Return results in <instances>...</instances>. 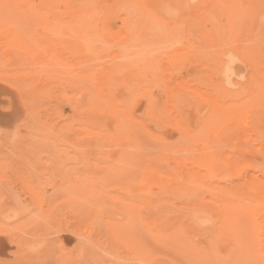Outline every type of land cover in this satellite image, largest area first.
I'll list each match as a JSON object with an SVG mask.
<instances>
[{
	"label": "rangeland",
	"instance_id": "obj_1",
	"mask_svg": "<svg viewBox=\"0 0 264 264\" xmlns=\"http://www.w3.org/2000/svg\"><path fill=\"white\" fill-rule=\"evenodd\" d=\"M48 1L50 3H56L55 0H0V264H203L202 261L205 262V259L201 260L202 254L204 257L205 255L211 257L209 258V256H206L208 258V260L206 259V264L211 261V263H213L215 260H217L215 264H217L218 261L221 263L223 259L226 261L221 264H248L249 261V264H253L251 263L253 261L254 264H258L257 254L258 256L260 255V257L264 254V246L262 251L259 248L260 245H264V243H261V241L264 240L262 239V237L264 238V234L260 233L264 232V228H262L264 226V175H262L264 173V119L261 121L259 120V114L264 117V53H262V51L264 52V39L262 38L264 35V0H249V3L248 0H239L241 8L238 7V0H232L235 7L232 3L228 4H231V8H234L235 10H230V6L225 4L227 2H224V0L219 1L224 3V5L221 3L220 5L214 3L218 2L217 0H212L214 3L213 5L212 3L210 4V0H188V2L187 0H117V3L116 0H97L99 1V7L103 9V12L104 9L108 8L105 10L109 12L108 15L110 18L108 20H111V18L114 20L112 22L110 21V23L113 24L109 25V28L112 31L114 29L112 36H117V38L114 37L113 40L112 36H105L106 39L103 35H99L101 38L103 37L104 40L106 39L103 44L109 46L111 52L106 51L103 54L104 56L98 54L102 57L100 58L102 59L101 61H99V56L95 55V63H102L106 60L110 61L109 59L112 58L114 54V49L112 50V48H114V46L111 48L110 45H114L120 38L117 32L124 31L121 26L122 19L127 21L131 19L135 22H139L141 20L143 21L145 16V20H148L151 17L152 19L156 18L154 19L155 21L151 20L148 24H158V21L160 20L161 22L162 20L163 22H161V24H165L164 26L168 29L166 30L164 27L162 28L169 32V35L171 33L174 35L177 34V36L173 35L174 38L172 41L174 43H178L176 40L180 41L181 37H183V33H185L183 37L184 40L183 38L181 39L183 42L180 41L181 43H184L180 45V47H184H181L182 49H180L177 44L171 47L172 45H169L171 38H167V40L169 39V42L167 41L168 48L165 46L166 51L169 50L168 52H170L171 48L172 50H175V52H167L168 55L166 54V51L164 52V47L163 50L159 47L161 44L164 46L166 40L163 41L164 44L162 41L159 43L160 45L157 43L160 50L157 49L159 52L156 56L161 57H155L154 59L156 60V58H158L156 61H159V59L161 60L156 64L154 63L156 61L153 60L154 62L151 63L149 71L152 72L151 70H153L152 76L154 75V78L155 75H157V78L153 79V81L158 80V82L155 81V83H159V85H157L160 86L157 87L160 88L159 90L156 89V84L154 85L151 83L153 81H151L152 76L150 73H148L150 77L147 76L148 79L151 80L148 81L146 80L147 78L140 75L141 72L142 74H146L148 68H144V72V69L131 68L121 71V74H118L117 72L115 74L113 70L112 75L111 73H108V75L107 72H111L112 70L111 68L110 71L108 69V61L105 62L107 70L104 71L101 70V68L98 70V67H92L91 63H88L87 66V62L84 60L87 59V57L85 58L84 54H82L83 51L80 48L81 42L84 40L82 39L83 34L81 30H79L81 29L79 28L81 26H79L80 24L77 22V26L75 25V22L70 23V26L68 23H65V25L60 23L61 29L58 28L60 27L58 26L57 29L60 30L56 32L53 37L59 36L62 40H60V44L54 42L55 46L51 44L50 38L52 33H49L51 30H48V23H51L54 17L60 16L58 15L60 11L62 12L61 14L63 17H66L68 16L67 14H69V16L66 17L69 18L70 13L68 12H72V9L75 7V2H72V4L70 0H65L64 2L63 0H57L58 3L56 4L59 6L58 9L61 10H58L55 7V10L59 11L58 14H56L57 11H50V8L47 5ZM163 1L164 3H162ZM229 1L230 0H228V2ZM68 2L70 4H68ZM132 2L135 5L131 4ZM208 2L209 4H207ZM252 2H254V4L250 5ZM158 3L160 5L159 8ZM192 3H197V5L194 4L193 6ZM255 3H258V5L256 4V10L254 8ZM100 4L104 6L101 7ZM128 4L133 7L138 6L140 9L138 7L131 9ZM166 4L169 5V7L171 4L173 6L171 5L170 9L167 8L168 6H166ZM189 4L192 7H190ZM126 5H128L127 7L132 11L126 10ZM210 5L217 7V10L216 8H214V10L216 12L218 11V13L220 12L219 14L217 13L220 17L217 18V15L215 14V16L213 14V12L215 13L214 10L211 9V12L209 9L211 7ZM226 5L227 9L224 8ZM161 6L163 7L161 8ZM188 6L189 9L192 10H188ZM198 6H200V9L194 10L198 9ZM244 6L252 9L247 10ZM65 7H67L68 11H66ZM123 7L126 12L123 10ZM143 7H145V14L142 10ZM242 7L244 10L246 9V12H242ZM157 8L159 10L161 8L162 12H165L162 13ZM166 8L167 10L170 9L171 13L173 11L174 15L168 14L170 10L166 13ZM179 8L181 11H179ZM239 8L241 11H239ZM117 9L120 10L116 13ZM121 9L122 12H120ZM175 9H177V12H175ZM236 9H239L237 10L239 11L238 13H243L242 19L246 22H242V19L238 18L240 22H242L241 24H244L243 26L236 24V18V20L231 18L233 14L230 12L234 11V15H238ZM208 10H210L209 13ZM225 10L227 12H225ZM111 11L113 12L114 17H112ZM127 11L129 12L128 14ZM187 11L188 14H185L187 19H184L185 16L184 14H181V12L187 13ZM130 13H133L135 16ZM139 13H141V15ZM245 13L248 16L244 15ZM252 13H256L255 15H259V17H256ZM117 14L119 15L116 17ZM129 14L130 17H128ZM148 14L153 15L154 17L149 15L150 18L147 19ZM179 14L180 18H183L177 19L179 18ZM199 14L202 17H200ZM241 14L238 15V17H241ZM250 14L251 22H253L252 18L254 19L252 15L256 17L254 24L247 21L250 20ZM138 15L140 18H138ZM175 15L176 17H174ZM243 15L245 17L247 16L248 19L246 20ZM101 17L103 18V16ZM105 17H107V14ZM196 17L198 18L197 21L201 22L200 24L195 21ZM134 18L137 20H134ZM200 18L203 19L204 24ZM228 19H230V21ZM185 20L187 21L186 23L184 22ZM99 21L100 20L98 19V22ZM133 21L132 23L129 21L130 24L135 23ZM196 22L198 24H195ZM229 22L233 23L229 24ZM103 23L104 22H102V24ZM176 23L179 24V26L176 25ZM172 24L178 26V29L175 31L177 33L172 32L173 30L171 33L168 31L171 29ZM191 24L194 25L191 26ZM205 24L207 27L204 26ZM220 24L226 25V28L230 30V33L229 31L223 32L226 28L223 27V25L220 26ZM234 24H236V28L234 27ZM100 25L101 22L96 26L97 28L95 27L92 35H87V39L93 35L96 37L95 33L99 31L96 30ZM166 25H168V27ZM173 25L172 27L175 28ZM201 25L205 30H209L207 32V38L209 37L208 40H202L206 33L205 31L204 33L200 31L203 29L201 28ZM218 25L223 31L219 29ZM230 25L233 28H231ZM114 26L116 28H114ZM189 27H191L192 30L188 31ZM73 29L78 31H73ZM102 29L103 28L100 29L98 34L104 31ZM64 30L65 32H63ZM164 30L159 31L164 32ZM231 30H233L234 33ZM115 31L116 33H114ZM192 31L195 33H202V35L199 34L201 39L198 35L200 41L197 39V34H192ZM70 32L72 36L70 35ZM189 32L193 35L191 38L196 35L194 39L190 40H194L197 43H192L190 40H187V38L189 39L190 37ZM221 32H223V34ZM242 33L244 36L241 37L243 38L240 37V34L242 35ZM78 34H80V36ZM228 34H230L229 37L231 38L232 43L235 38H238L241 42H239L240 47L236 49L237 52L234 50V46L231 47L232 44L229 43L228 38H226ZM235 35L238 36L235 37ZM245 36H247V38H245ZM79 37H81V39ZM210 37L213 40H211V43L214 42L219 49H222L225 44H228L227 46L230 44L229 48H226L229 51L228 53H230L231 49L233 50L228 54L225 49L226 46H224L225 50H219L212 44L209 45L211 49L214 48L218 50V54L216 53L217 55L212 54L216 52L215 50H211L212 53L210 54L215 57H211L210 55L212 58L211 64L214 63L215 60L216 62L217 60H222L218 62H222L220 63L221 65L217 63L221 69H219L216 63L213 64V66L216 64L218 67L216 68L217 70L214 71L215 73L217 71V75L211 71L212 69L214 70V67L216 66H212V69L208 67L210 66V64H207L209 57L206 56V58L203 59L205 60L204 64L201 66L198 65L199 60L201 63V59L205 57V53H209L208 51H210L208 49L205 53L202 51L204 53L203 55L199 48L203 45L202 41H204L203 46H207L210 43ZM250 37L258 50L255 49V45H253L254 43L252 41L251 43L253 44H250L251 46L248 44L250 41L247 42L248 45L244 44V46L242 44L251 40ZM74 38L77 39L74 40ZM111 38L113 44H108L109 42L107 40ZM92 39L95 38L92 37L90 40L88 39L89 42ZM79 40H81V42ZM238 40L234 42V44H238ZM77 41L80 45L76 43ZM189 41L190 44H195V46L198 47V52H201L200 55L195 50L196 47L194 45L189 47V44H186V42ZM198 41L202 43L200 44ZM206 41H209V43L207 44ZM224 41L228 43L224 44ZM258 41H260V43ZM72 42L76 44V48H72V46L74 47ZM180 42L179 44H181ZM217 42L220 44H217ZM93 43H95V41ZM205 43L207 45H205ZM63 44L66 46H63ZM56 45H59V48ZM248 46L249 50L246 49ZM62 47L64 48L60 49ZM243 47L248 50L247 52L252 50L249 52L250 55L246 53V50L243 49ZM190 48L194 49L190 50ZM206 48L209 47L207 46L205 49ZM239 48H242L245 51L244 52L241 49L244 52V55ZM238 50H240L239 52L243 55L241 58L252 57L253 55L259 63L262 61L261 63L263 64L260 63V65L258 63L259 65L256 64L257 66H253L256 59L254 58L253 61V58L251 59V57H249L248 59L251 61V64L248 63L247 65V60L244 62V59L247 58L241 60V58H239L240 56L238 57L237 55L240 54L238 53ZM63 51H65L66 54H64ZM181 51L182 53H180ZM220 51L223 53H220ZM253 51H255V53L257 52V54L253 53ZM258 51L262 55L258 54ZM70 53L73 54V57ZM107 53H110L108 54V57ZM160 53H163L162 55H165L166 57L164 58ZM245 53L249 56H246ZM76 54H80V57L77 58L78 56ZM68 55H70L69 58H67ZM195 55L197 58L194 57ZM231 55V58L234 57L233 55H236V58L234 57L236 60L239 58L240 65L239 63H236L234 59L232 60L235 62L232 63V60H230ZM219 56L222 57L220 58ZM70 57L72 59H70ZM191 57H194L196 61H193L194 58L192 59ZM223 57L228 58L232 63L227 64V70L225 63L226 59L224 61ZM76 59H78V61ZM79 59L84 61L79 62ZM61 61L63 63L65 62V65H62ZM78 62L81 63L78 65L81 68H84L81 66H84V63H86V69L87 67L90 68V66L91 68H88V71H85L86 73L81 72L82 70L80 71V68L76 65ZM161 62L165 63L163 64L164 66ZM67 63L70 66H68ZM166 63L168 64V67H166ZM205 64L208 65V68ZM156 65L157 67H155ZM71 66L73 68H71ZM169 66L171 69L173 68L172 70L176 68V72L179 70L182 75L179 72V75L174 72L176 75V79H174L175 75L170 72L172 70ZM160 67H166V71L165 69L162 70ZM202 67H205L207 70L202 69ZM154 68H156V71ZM157 68L158 70L161 69L159 70L160 72H158ZM228 68L229 70L232 69L234 74L236 73L234 75L235 77L231 76L230 71L228 72ZM184 69L188 71L186 72ZM208 69H210V71ZM254 69L255 71H253ZM138 70H141L138 72V75L145 78L144 80L141 78L144 83L143 85L142 83H139L141 82V79L137 75V77L134 76V74H137V72H134ZM248 70L250 72H248ZM97 71L99 72V75L97 74ZM154 71L155 73L158 72V74H155ZM207 71L210 74H208ZM91 72H93V74H91ZM103 72L106 74L104 75ZM226 72H228V74ZM88 73L89 75H84V79H87L88 81L86 85L84 82L86 80L79 77H81L82 74ZM162 73H164L166 77L170 74L171 75L166 78ZM185 73L187 74L184 75ZM222 73H224L228 80H225V77L222 78ZM252 73H255V75L257 73L258 75L253 76ZM107 75L110 78L107 77ZM177 75L179 76V80H184L186 84L181 83L178 80ZM183 75L185 77H183ZM188 75L189 77H187ZM213 75L217 77H214V79L212 77ZM220 75H222V77ZM229 75L230 77L228 78ZM102 76H104L105 79ZM163 76L165 79H163ZM192 76L195 77V79L191 78ZM196 77L199 79L198 84ZM202 77L205 78V81L203 80L204 78L201 79ZM241 77L243 78V81ZM91 78L92 84L89 83L91 82ZM100 78L103 79L104 83H110L109 80L111 78L114 81L117 80L115 82H112L111 80V86L108 84L107 88L113 86L112 89L109 87V96L106 93V90H99L103 84V81H99L101 84L97 82L98 79L101 80ZM132 78L136 79L133 80ZM137 78L140 79V81H138ZM248 78L251 79L248 80ZM256 78L258 81L260 79L259 82L261 85L258 84V81L254 82L256 81ZM216 79L221 81L219 82L220 85ZM121 80L122 86H119ZM165 80H170L171 82ZM211 80L213 83L212 85ZM224 80L229 81L231 87L229 82L226 83ZM262 80L263 82H261ZM81 81H83L84 84H82ZM178 81L181 84L178 83ZM128 82L130 87L133 86L132 88H128ZM145 82L149 85H145ZM214 82L217 84L218 89L220 88L223 91L220 89L217 90V86ZM194 83H196L197 86ZM204 83L207 84L208 88L203 85ZM255 83L259 86L255 87ZM98 84L100 85L99 88ZM168 84L170 85L169 87ZM123 87L125 90L127 89L128 91H131V94L129 92L130 96L126 95L127 90L124 92L122 89ZM176 87L180 88V91H178ZM195 87L197 88L195 89ZM210 87L212 90H210ZM254 87L255 89H252ZM237 88L242 89L239 94L236 92L238 90ZM164 89L165 91H163ZM225 89L227 92H224ZM111 90L116 91L112 94ZM174 90L176 91L175 93H179L176 94L177 96L175 95ZM231 90L234 91V94ZM184 91L190 92L185 95L186 93ZM192 91L194 92L193 94ZM228 91L233 95L231 96ZM103 92L106 94L105 99L101 95H105ZM180 92L182 93L183 98L180 97ZM220 92L222 93L219 94ZM97 93H99L98 97L100 96V99L96 98ZM143 93L145 94L142 95ZM162 93H165L166 96H162ZM227 93L228 95L225 96ZM172 94L175 95L174 97L177 100L172 97ZM110 95H112V98L114 99L110 100ZM178 95L180 98H178ZM207 95L213 96L207 98ZM229 95L230 97H228ZM107 96L108 100L106 99ZM150 96L151 98L154 97V100L152 99L153 102L151 101L153 105L151 102L149 104V101H147ZM92 97H94L95 100L97 99V102ZM124 97L127 99V101H123L124 103L133 101L132 103L129 102L131 103L129 106L133 105L131 106V109L129 106V108H127L128 103H126L125 106V104L121 102V100H126ZM155 97L160 99V101L157 100V103L154 104V101L156 100ZM163 98L164 100L162 102L161 99ZM114 100L117 101L115 102ZM118 101L121 102L123 107ZM221 101V105H224V107L219 105ZM213 102L215 107L212 106ZM174 104L176 106H174ZM233 104H236V109ZM149 105L151 106L149 107ZM208 105H211L216 109H220V107L217 108L218 106L223 107L221 110H223L224 116L222 115L223 113L220 114L219 110L217 111L214 109V111H212L213 108L211 106L208 107ZM172 106H179L181 109H175ZM117 107L119 109H116ZM124 108H127V110ZM111 109L113 111H111ZM121 109L124 110L121 112L122 114L124 113L122 116L124 117L125 115L124 118L127 116V118L129 117L130 119L126 118L127 120L123 121V117L118 113ZM128 109H130V111ZM253 109H255L257 113L259 111L261 113L257 114ZM107 110L113 112V114H110L111 112ZM177 110L178 113L175 114ZM224 110L226 113L231 110L227 113L228 117L230 116L231 118H227ZM216 111L219 112L221 118H219V115L217 117ZM231 112H234L236 115L238 114L237 117ZM102 113H104V115H102ZM140 113L141 116H139ZM215 115L218 119L215 118ZM249 115L252 116V119H249L251 118ZM132 116H134V118ZM165 116L166 119H164ZM246 116H249L248 120L246 119ZM142 117H146V119H142ZM175 117H177V119H175ZM253 117H257L254 118L255 120L259 117V124L257 122L258 125H256V121ZM150 118L152 119V125L149 120ZM216 120H220V122H217ZM252 120L254 121L252 122ZM130 121H133L132 125H130ZM121 122H123L125 126ZM126 122L128 124H126ZM120 125H123L124 127H121ZM157 126L160 129L158 128L156 130ZM224 126L228 127V130L225 129ZM139 127L141 128L139 129ZM225 131L226 133H224ZM217 132L221 135L216 134ZM187 133L189 135H187ZM252 134L254 135L252 136ZM151 135L158 138H154ZM257 142L258 144H256ZM247 143L249 145H247ZM248 146H252L253 149L251 147L247 149ZM251 160L255 165L256 163L258 166L261 164V167H258L257 165L254 166L251 163ZM259 161L263 163H259ZM250 163L253 165L251 166L252 169L251 167L248 168ZM243 167L248 168V170ZM256 167L259 168L258 171V168L256 169ZM185 171H187V173ZM190 171H193L192 174L193 176L195 175V177L191 178L192 183L190 182L186 184L185 176L187 177L186 181L188 182L190 181V179L187 180L188 176L192 177ZM252 171H255V173H251ZM251 175L255 180H252V178L250 180ZM108 178L110 179L108 180ZM257 178L258 180H256ZM130 186L131 189H129ZM259 204L261 206H258ZM251 206L253 210L251 209ZM257 206L262 208V210L257 208ZM240 208L243 210H240ZM223 209L226 210L224 212L225 214L220 213L221 210L223 213ZM244 210L246 214L243 213ZM247 211L250 212V215H248ZM251 211L253 213H251ZM226 212L228 213L227 215ZM241 212L244 214L243 217ZM253 214L254 218H256L257 215L256 219L252 217ZM221 215L222 217H220ZM228 215L230 216L229 218ZM235 215L239 216L238 219ZM224 216H226L225 218H227V220ZM239 218L241 219L239 220ZM245 219L251 221L254 219L257 221L252 223ZM226 222H232V225H228ZM248 224L250 226H248L249 229L246 226ZM251 225L255 228H257L255 225L259 226L257 229L254 228V230ZM243 226L245 228H243ZM226 228L228 230L227 232H225ZM242 228L244 231L241 230ZM249 230H251V232H249ZM253 230L256 233L258 231L260 232L256 235ZM242 231L245 232L246 241L244 240L245 242L243 241L242 243L239 242V246L234 247L233 245L237 244H234V242L237 241L233 238L234 236L239 237V233ZM232 232H234V234ZM247 232L249 234L251 233V235ZM170 233L173 236H170ZM244 234H240V236L242 235L243 237ZM254 234L256 237L259 236L256 238L257 240L261 238L258 244L256 242L257 240L253 241L255 238V236L253 237ZM164 235L166 236L164 237ZM247 235L248 238H253L251 244L256 242L254 243V246L250 244ZM152 238H154L153 240L156 239V241H153ZM248 245L250 247H248ZM182 246L184 251L187 247L189 249L188 252L184 253ZM242 246H244L243 249L245 251L241 249ZM255 246L256 250L253 249ZM233 247L240 249L241 253L237 249H235V253ZM257 247L262 255L259 251L256 252ZM230 250L233 252H230ZM250 251L251 253L255 252L256 255L253 254V256L256 257L252 256L255 260L252 259L248 262L245 261V263H242L244 262L243 258L244 260H248L249 254H251L249 253ZM242 252H246V254ZM227 253L230 257L234 256L236 261L230 257L229 258L234 260V262L229 260L228 257L225 259L224 257ZM232 253H235L236 255ZM241 254H244L245 257L244 255L241 256ZM210 259L212 260L209 261Z\"/></svg>",
	"mask_w": 264,
	"mask_h": 264
},
{
	"label": "bare ground",
	"instance_id": "obj_2",
	"mask_svg": "<svg viewBox=\"0 0 264 264\" xmlns=\"http://www.w3.org/2000/svg\"><path fill=\"white\" fill-rule=\"evenodd\" d=\"M50 1H51V0H50ZM64 1H65V0H63V2H64ZM70 1H71V3H72V2H75V3H74L75 7L72 9V12H68V13H70V17H69V18H66V17L69 16V14H67L68 16L63 17L62 14H61V13H62L61 11H60V13L58 14L59 11L55 10V7H56V9H58V7H59V6L56 4V3H58L57 0H55L56 3H50L49 1L47 2V5H48V7L50 8V11L53 12V11L55 10L54 12L57 11L56 14L60 15V16H56V15H55L56 17H54L53 21H52L51 23H48L49 26L47 25V26H48V30H49V31L51 30L49 33H52V34H51V38H50V42H51V44L54 45V42H56L57 44H60V42H61L60 40H62L61 37H59V36L53 37V35L61 29V25H60V23H61V24H64V25H65V23H66V24L68 23V25H69V24L72 23V22H75V23L77 22L78 24H80L79 26H81V27H79V28H81V29H79V30H81V32H82V34H83V35H82V39H84V40H83L82 42H81V40H79V41L81 42V47H80V48H81V50L83 51L82 54H84L85 58L87 57V59H84L85 62H87V66H88V63H91V66L94 67V68H95V67H96V68L98 67V70H99L100 68H101V70H103V71H104V70H107L106 63H105V62L108 61V60H106L105 62H102V63H98V62L95 63V59H94V57L96 58L95 55H97V56H99V55H100V56H104L103 54H104L106 51H107V52H111V51H110L111 49H109V46L106 45V46L108 47V49H107V47L105 46V44H103V43H105V40L107 39L105 36H109V37L112 36V32L114 31V29H113V31H112V30L109 28V27H110L109 25L113 24V23H110V21L112 22V21H114V20H112V18H111V20H108V19L110 18V16L108 15L109 12H108V11H105V10L108 9V8L104 9V12H103V9L99 7V5H98V4H99V1H97V0H70ZM124 1H125V0H124ZM211 1H212V0H210L209 2H210V4L212 3V5H213L214 3H218V5H220V3H221L222 5H224V3L219 2L220 0H217L218 2H214V3H213V1H212V2H211ZM214 1H215V0H214ZM225 1L227 2V3H225V4H227L228 6L231 5V4H228V3H232V5L235 7V5H234V3H233L234 0H233V1L230 0L231 2H230V1L228 2V0H224V2H225ZM235 1H236V0H235ZM251 1H252V0H251ZM59 2H61V1H59ZM100 2H101V1H100ZM106 2H107V1H106ZM130 2H131V1H130ZM159 2H160V1H159ZM187 2H188V0H187ZM190 2H191V1H190ZM202 2H203V1H202ZM206 2H207V1H206ZM209 2H208L207 4H209ZM239 2H240V1L238 0V2H237L238 5H239L238 7L241 8V6H240L241 4H240ZM254 2H255V1H254ZM254 2H252V4H250V5H253ZM116 3H117V0H116ZM116 3H115V4H116ZM127 3H129V2H127ZM138 3H139V2H138ZM153 3H154V2H153ZM162 3H164V1H163ZM203 3H204V2H203ZM235 3H236V2H235ZM248 3H249V0H248ZM68 4H70V3L68 2ZM72 4H73V3H72ZM103 4L106 6V4H105L104 2H103ZM108 4H109V3H108ZM113 4H114V3H113ZM123 4H124V2H123ZM131 4L135 5L133 2H132ZM160 4H161V3H160ZM192 4H193V6H194L195 3H192ZM256 4L258 5V3H255V6H254L255 10L257 9V8H256V6H257ZM100 5H101V4H100ZM104 5H101V7L104 6ZM116 5H117V4H116ZM128 5H129V8H131V9L134 8V7H138V6H134V7H133L132 5H131V6H132V7H131L130 4H128ZM128 5H126V7H127ZM137 5H139V4H137ZM162 5H163V4H162ZM171 5H172V4H171ZM171 5H170V7H171ZM187 5H188V4H187ZM189 5H190V4H189ZM195 5H197V3H196ZM205 5H206V3H205ZM205 5H204V6H205ZM212 5H210L211 7H210L209 9H210V10H211V9L214 10V8H216V10H217V7H218V6L215 4L217 7H215V6L213 7ZM227 5H226V7L224 6V8L227 9ZM260 5H261V4H260ZM121 6H122V5H121ZM139 6H141V5H139ZM159 6H160V5H159V3H158V8H159ZM166 6H168L167 8H170L169 5L166 4ZM166 6H164V7H166ZM172 6H173V5H172ZM202 6H203V4H202ZM71 7H73V6H71ZM112 7H113V6H112ZM112 7H111V8H112ZM116 7H117V6H116ZM162 7H163V6H161V8H162ZM190 7H192V6L190 5ZM219 7H220V6H219ZM231 7H232V6H230V8H231ZM245 7H246L247 10H248V9H252V8H247V6H244V8H245ZM249 7H250V6H249ZM252 7H253V6H252ZM65 8H66V11H68L67 7H65ZM98 8H99V9H98ZM104 8H105V7H104ZM114 8H115V7H114ZM121 8H122V7H121ZM129 8L127 7L126 10L130 11L131 9H129ZM138 8L140 9V7H138ZM141 8H142V7H141ZM144 8H145V7H143L142 10L144 11V14H145V10H144ZM158 8H157V9H158ZM161 8H160V10H159V9H158V10L162 12V9H161ZM167 8H166V13H168V12H169L168 10L171 9V8H170V9L167 10ZM172 8H173V7H172ZM202 8H203V7H202ZM206 8H207V7H206ZM222 8H223V7H222ZM240 8H239V9H240ZM100 9H101V10H100ZM164 9H165V8H164ZM179 9H180V8H179ZM182 9H183V8H182ZM199 9H200V6H198V9H194V10H199ZM239 9H236V11L239 10ZM242 9H243V7H242ZM246 9H245V10L243 9L242 12H243V11L246 12ZM258 9H259V8H258ZM58 10H61V9H58ZM109 10H110V9H109ZM113 10H114V9H113ZM113 10H112V11H113ZM119 10H120V9H119ZM119 10L117 9V10H116V13H117V11H119ZM123 10L125 11L124 7H123ZM135 10H136V9H135ZM173 10H174V8H173ZM188 10H192V9H189V6H188ZM205 10H206V9H205ZM210 10H208V13H209ZM212 10H211V12H212ZM221 10H222V9H221ZM230 10H235V9H234V8H231ZM255 10H254V11H255ZM66 11H65V12H66ZM112 11H111V13H112V17H114ZM128 11H127V14L129 13ZM131 11H132V10H131ZM133 11H134V10H133ZM136 11H137V10H136ZM163 11H164V10H163ZM179 11H181V9H180ZM182 11H183V10H182ZM185 11H186V10H185ZM214 11H215V10H214ZM239 11H241V9H240ZM239 11H237L236 13H238ZM251 11H253V10H251ZM65 12H64V14H65ZM120 12H122V9H121ZM125 12H126V11H125ZM125 12H124V14H125ZM164 12H165V11H164ZM164 12H162V13H164ZM175 12H177V9H175ZM189 12H190V11H189ZM196 12H197V11H196ZM199 12H200V11H199ZM202 12H203V11H202ZM222 12H223V10H222ZM225 12H227V11L225 10ZM228 12H229V11H228ZM233 12H234V11H233ZM233 12H230V13H232V14L234 15L235 12H234V13H233ZM247 12H248V11H247ZM142 13H143V12H142ZM191 13H192V12H191ZM197 13H198V12H197ZM217 13H218V11H217V12L215 11V13L213 12L214 15H215V14L217 15ZM219 13H220V12H219ZM219 13H218V14H219ZM223 13H224V12H223ZM250 13H251V12H250ZM98 14H99V17H98ZM106 14H107V17H105ZM130 14L134 15L133 13H130ZM130 14H129L128 17H130ZM139 14L141 15V13H139ZM144 14H142V15H144ZM168 14H172V15H174V12L172 11V13H171V10H170V12H169ZM168 14H167V15H168ZM181 14H184V16L186 17L185 14H188V11H187V13H186V12H184V13L181 12ZM226 14H228V13H226ZM240 14H241V13H238V15H240ZM242 14H243V13H242ZM242 14H241V17H240V16L238 17V15H236V14L234 15V17H233V15H232V17H231V18L234 19V20L237 19V22H236V21H234V22H236V24H240V26H241V25L243 26L244 24H241V23H242L243 21H245V20L242 19ZM252 14H253V13H252ZM255 14H256V13H255ZM255 14H253V15H255ZM118 15H119V14H117L116 17H117ZM121 15H122V13H121ZM136 15H137V13H136ZM146 15H147V14H146ZM149 15H150V14H148L147 19L150 18V16H153V15H150V16H149ZM172 15H171V16H172ZM176 15H177V14H176ZM176 15H175L174 17H176ZM216 15H215V16H216ZM222 15H223V14H222ZM230 15H231V14H230ZM244 15H247V14L245 13ZM244 15H243V16H244ZM253 15H252V17H254V19L252 18L253 22H251V14H250V17H249L250 20H247V19H248V17H247L248 15L246 16L247 18H246L245 16H244V18H245L247 21H249L251 24H254L255 21H256L255 18H256V17H259V15H257V16L255 15L256 17L253 16ZM101 16H103V18H102ZM134 16H135V15H134ZM168 16H169V15H168ZM171 16H170V17H171ZM182 16H183V15H182ZM197 16H198V15H197ZM199 16H200V14H199ZM199 16H198V17H199ZM235 16H237V17H235ZM145 17H146V16H145ZM145 17H144L143 21H142L141 19H139V20H141V21L138 20L139 22H135V21H133V20H131V19L129 18V19H130L129 21H130L131 23H132V21L135 22V23H133V24H130V22L127 21V20H125V19H122V20H121V21H122L121 26H122V28H123L124 31H122V32H117V33L119 34V37H120V38H119L117 41L115 40L116 43L114 42V43H115L114 45H110L111 48H112V46H114V48H112V50L114 49V52H113L114 54H113L112 58L110 57L111 59L107 58V59L110 60V61L107 62V63H108L107 65H109L108 69H109V71H110V68L112 69L111 72H107V74H108V73H111V75H112L113 70H114L115 74H116V72H117L118 74H121V71H123V70H127V69H131V68H135V69H136V68H137V69H144V68L147 69V68H148V69H147L148 72H147L146 74H144V73L142 74V72H141L140 75H142L143 77L147 78V79H146L147 81H148V80H151V79H148V76L150 77V75H149L148 73H150L151 76H152V74H153V73H152L153 70H151L152 72L149 71V69L151 68L150 65H151L152 62H154L153 60H155V59H154L155 57H161V56H156L157 53H158L159 50H160L159 47H161L162 50L165 48V46H166V48H168V47H167V43L169 42V39L167 40V38H171L170 41L173 42L172 39L174 38V37H173L174 34L171 33V31L173 30L172 32H175V31L178 29V26H179L180 23H179V22H178L179 24L176 23V25H178V26H176V25H173L174 23H173V21H172V23H173L172 25L175 26V28H173L172 25H171V29L168 30V31H170V33H171V34L169 35V34H168L169 32L165 31V30L162 28V27H164L166 30L168 29V28H166V27L164 26L165 24H161V22H163L162 20H161V22H160V20H159V21L157 20L159 23H158V22H153V23H158V24H148L149 22H151V20L155 21L154 19H156V18L152 19V17H151L150 19L145 20ZM153 17H154V16H153ZM185 17H184V19H187V17H186V18H185ZM200 17H202V16H200ZM218 17H220V16L217 15V18H218ZM105 18H106V19H105ZM124 18H125V17H124ZM136 18H137V16H136ZM136 18H134V20H135ZM138 18H140L139 15H138ZM181 18H183V17H181ZM181 18H180V14H179V18H177V19H181ZM214 18H216V17H214ZM228 18H229V17H228ZM235 18H236V19H235ZM238 18H241V19H242V22H240V20H239ZM98 19L100 20L99 22H98ZM113 19H114V18H113ZM115 19H116V18H115ZM126 19H127V17H126ZM173 19H174V18H173ZM201 19H202V18H200V20H201ZM211 19H213V18H211ZM220 19H221V18H220ZM220 19H219V22H220ZM257 19H258V18H257ZM117 20H119V19H117ZM136 20H137V19H136ZM197 20H198V18L196 17V20H195V21H197ZM213 20H215V19H213ZM217 20H218V19H217ZM225 20H226V19H225ZM228 20L230 21V19H228ZM146 21H147V22H146ZM177 21H178V20H177ZM180 21H181V20H180ZM188 21H189V19H188ZM201 21H202L203 24H204L203 19H202ZM205 21H206V20H205ZM221 21H222V20H221ZM238 21H239V23H238ZM100 22H101V25H100V27L98 26V29H97L96 31H98V30L100 31L101 28H103L102 30H104V31L102 32V30H101L102 33H100V34H98V33H99V31H98L97 33H95V34H96V35H95L96 37H94V35H93V36H90V38H88L89 40H90L92 37L95 38V39H92L93 42L95 41V43H93L92 40L89 42V40L87 39V37H88L87 35H92V32L95 30V27H96ZM102 22H104V23L102 24ZM115 22H116V20H115ZM128 22H129V24H128ZM174 22H176V21H174ZM184 22L186 23L187 21L185 20ZM197 22H199V24L201 23L200 21H197ZM197 22H196L195 24H198ZM245 22H246V21H245ZM77 23L75 24L76 26H77ZM167 23H170V22H167ZM167 23H166V24H167ZM226 23H227V22H226ZM226 23H224V24H226ZM230 23H233V22H229V24H230ZM93 24H94V25H93ZM203 24H202V25H203ZM206 24H207V23H206ZM206 24L204 25L205 27H207ZM217 24H219V23H217ZM224 24H220V26L223 25V27L226 28V25H224ZM236 24H234V27L236 26ZM130 25H132V26H130ZM157 25H160V26H157ZM192 25H194V24H191V26H192ZM202 25H201V28H203ZM58 26H60V27H58ZM69 26H70V25H69ZM101 26H103V27H101ZM166 26L168 27V25H166ZM209 26H210V25H209ZM227 26H228V24H227ZM230 26H231V25H230ZM230 26H229V28H230ZM237 26H238V25H237ZM240 26H239V27H240ZM49 27H50V28H49ZM57 27L60 28V29L58 30ZM117 27H118V26H117ZM193 27H194V26H193ZM218 27H219V25H218ZM239 27H238V28H239ZM96 28H97V27H96ZM99 28H100V29H99ZM114 28H116V27L114 26ZM120 28H121V27H120ZM156 28H158L159 30H164V32H161V31H159V30L156 29ZM185 28H186V27H185ZM189 28H190V29H189ZM189 28H188V31L192 30L191 27H189ZM201 28H199V29H201ZM225 28H223V29H225ZM231 28H233V27L231 26ZM231 28H230V29H231ZM235 28H236V27H235ZM68 29H69V28H68ZM74 29H75V27H74ZM74 29H73V31H78V30H74ZM77 29H78V28H77ZM219 29H220V27H219ZM193 30H194V29H193ZM202 30H203V31H202ZM202 30H200V31L203 32V33H204V31H205L206 34H207V32L209 31L208 29L205 30L204 28H203ZM220 30H221V29H220ZM233 30H236V29H233ZM233 30H231V31L233 32ZM96 31H95V32H96ZM118 31H119V29H118ZM158 31H159V32H158ZM198 31H199V30H198ZM221 31H223V30H221ZM225 31H229V33H230V30H228L227 28H226V30H224L223 32H225ZM63 32H65V30H64ZM63 32H62V33H63ZM66 32H67V30H66ZM157 32H158V33H157ZM196 32H197V31H196ZM201 32H200V33H199V32L195 33L194 31H192V34H193V33L197 34V39L200 41V39H201V36H200V35H202ZM210 32H211V31H210ZM210 32H209V33H210ZM223 32H221V33L223 34ZM72 33H73V32H72ZM114 33H116V31H115ZM114 33H113V34H114ZM175 33H177V32H175ZM233 33H234V32H233ZM244 33H245V32H244ZM64 34H66V33H64ZM67 34H68V33H67ZM97 34H98V35H97ZM190 34H191V32H189V36H190V37H189V39L187 38V40L194 39V37H196V35L194 34L195 36L191 38V36H193V35H192V34L190 35ZM199 34H200V35H199ZM206 34H204L206 37L203 35L205 38L202 36V37H203L202 40H206V39L208 40L209 37L207 38L208 34H207V35H206ZM212 34H213V33H212ZM212 34H211V35H212ZM231 34H232V33H231ZM70 35H71V32H70ZM78 35L80 36V34H78ZM99 35H100V36L103 35L104 38H106V39L104 40L103 37H102V38H103V39H102ZM116 35H117V34H116ZM184 35H185V33H183V37H184ZM198 35H199L200 39H199ZM261 35H262V34H261ZM71 36H72V35H71ZM169 36H170V37H169ZM171 36H172V37H171ZM174 36H177V34H175ZM227 36H228V37H227ZM227 36H226V38H228L229 43L232 44L231 47L234 46V50L238 49V47H240V46H239V42H240V41L238 40V38H235V40H234V38H233L234 42H236V41L238 40V44L236 43V44H237V45H236V44H234V42L232 43V40H231V38L229 37L230 34H228ZM236 36H238V35H235V37H236ZM241 36H244L243 33H242V35L240 34V37H241ZM247 36H248V34H247ZM247 36H245V38H247ZM263 36H264V35H263ZM263 36H262V38L264 39ZM75 37H76V36H75ZM112 37H113V36H112ZM114 37L117 38V36H114ZM114 37H113V40H114ZM183 37H181V39H182ZM233 37H234V36H233ZM248 37H249V36H248ZM64 38H65V37H64ZM79 38L81 39V37H79ZM220 38H221V37H220ZM241 38H243V37H241ZM262 38H261V39H262ZM75 39H77V38H74V40H75ZM178 39H179V37H178ZM181 39H180V41H181ZM197 39H195V40H197ZM222 39H224V38H222ZM236 39H237V40H236ZM250 39H251V37H250ZM259 39H260V37H259ZM263 39H262V40H263ZM74 40H72V41H74ZM102 40H103V41H102ZM165 40H166V42H165L166 44L163 43V41H165ZM183 40H184V38H183ZM187 40H185V41H187ZM211 40H212V38L210 37V40H209L210 43H209V41H208V42L206 41L207 44L209 43L208 45L205 43V45H207V46L209 47V48H206V49H205V47H207V46H203V45H204V41H202L203 43L201 42V43L203 44V45H201L203 48H202V47H201L202 49L199 48V49L201 50V52L203 51V52L205 53V52L208 51V50H210V51H208L209 53L206 52L205 55H204V53L202 52L203 55H204L205 57H203V58L201 59V61H202L201 63H200V60H199V63L197 62L198 65H200V66H201L202 64L205 63V60H203V59H205L206 56L209 57V58H208L209 61L207 62V64H208V65L210 64V66H208V65L205 64L206 67L208 66V67L211 68V67L213 66L214 63L217 64V63L221 60V59H220L219 61L217 60V62H216V60H215V62L211 64V59H212L211 57L213 56L212 54L217 55V54H218V53H217L218 50H217V49H214V48L211 49V47H210L209 45L212 44L213 46H215V48L217 47V48L219 49V47L216 46V45L214 44V42L211 43ZM228 40H227V41H228ZM243 40H244V39H243ZM262 40H260V41H262ZM107 41L109 42L108 44H113V43L111 42V41H112V38L109 39V40H107ZM107 41H106V42H107ZM161 41H162V43L164 44V46H163L162 44H161V45L159 44V43H161ZM167 41H168V42H167ZM180 41H179V40H178V41L176 40V42H178V43H174V42L171 43V42H170L169 45H172L171 47H173V45L177 44L178 47H180V45L184 44V43H181V42H183V41H181V42H180ZM185 41H184V42H185ZM190 41H191V40H190ZM190 41H189V42H186V44H187V43L189 44V47L192 46V45L195 46V44H192L193 42H194V43H197V42H195V41L193 40V41H191L192 43L190 44ZM199 41H198V43H200ZM212 41H213V40H212ZM225 41H226V40H225ZM225 41H224V44H225V43H228V42H225ZM230 41H231V42H230ZM249 41H250V43H248L249 46H251L250 44H253V43H254V42L252 41V39H251V40L246 41V43H242V44H243V45H244V44L248 45L247 42H249ZM251 41H252L253 43H251ZM260 41H258V42L260 43ZM74 42H75V41H74ZM91 42H92V43H91ZM179 42H180L181 44H179ZM262 42H263V41H262ZM70 43H71V40H70ZM72 43H73V42H72ZM76 43H78V41H77ZM157 43L160 45L159 47L157 46ZM201 43H200V44H201ZM240 43H241V42H240ZM73 44H74V43H73ZM102 44H103V45H102ZM188 44H187V45H188ZM217 44H220V43L217 42ZM224 44H223V45H224ZM261 44H262V43H261ZM263 44H264V43H263ZM67 45H68V44H67ZM78 45H80V43H78ZM78 45H77V46H78ZM155 45H156V46H155ZM196 45H198V44H196ZM227 45H228V44H225V45H224V46H226L225 49H226L227 47L229 48V46H230V44H229V46H227ZM243 45H242V46H243ZM253 45H255V43H254ZM54 46H55V45H54ZM56 46L58 47L59 45H56ZM63 46H66V45L63 44ZM68 46H69V45H68ZM71 46H72V45H71ZM75 46H76V44H74V47L72 46V48H76ZM154 46H155V47H154ZM184 46H185V45H184ZM198 46H199V45H198ZM213 46H212V47H213ZM224 46H223L222 49H224ZM235 46H237V47H235ZM244 46H245V45H244ZM249 46L246 47V49H248ZM104 47H106V48H104ZM153 47H154V48H153ZM163 47H164V48H163ZM181 47H183V46H181ZM181 47H180V49H182ZM185 47H186V46H185ZM195 47L197 48V49L195 48V50L198 52V47H197V46H195ZM231 47H230V49H231ZM254 47H255L256 50H258V48H256V45H255ZM263 47H264V46H263ZM58 48H59V47H58ZM63 48H64V47H62V48H60V49H63ZM78 48H79V46H78ZM166 48H165L164 52L166 51ZM169 48H170V47H169ZM183 48H184V47H183ZM186 48H188V47H186ZM251 48H252V47H251ZM157 49H159V50H157ZM193 49H194V48H190V50H193ZM204 49H205V50H204ZM207 49H208V50H207ZM222 49H219V50H222ZM225 49H224V50H225ZM230 49H229V50H230ZM239 49H240V48H239ZM241 49H242V48H241ZM241 49H240V50H241ZM243 49H245V47H243ZM243 49H242V50H243ZM246 49H245V50H246ZM64 50H65V49H64ZM77 50H78V49H77ZM77 50H76V51H77ZM156 50H157V51H156ZM183 50H184V49H183ZM183 50H182V51H183ZM185 50H186V49H185ZM211 50H212V51L215 50L216 52H215V53H212ZM240 50H238V53H240V52H239ZM242 50H241V52L244 51V50H243V51H242ZM248 50H249V49H248ZM248 50H246V53H248V54L250 55L249 52L252 51V50H250L249 52H247ZM66 51L69 52L68 50H66ZM70 51H71V50H70ZM168 51H169V50L166 51V54H167V55H168V53H170L171 51H174V52H175V50H174V49L172 50V48H171V51H170V52H168ZM179 51H180V50H179ZM179 51H178V52H179ZM182 51H181L180 53H182ZM186 51H187V50H186ZM226 51H227V53L229 52L227 49H226ZM232 51H233V50L231 49L230 53H231ZM63 52H64V54H66L65 51H63ZM160 52H161V51H160ZM167 52H168V53H167ZM174 52H172V53H174ZM178 52H176V53L179 54ZM201 52H200V53L198 52L199 55L201 54ZM221 52H222V51H220V53H221ZM234 52H235V51H234ZM236 52H237V50H236ZM244 52H245V51H244ZM244 52L242 53L243 55H244ZM80 53H81V52H80ZM183 53H184V51H183ZM210 53H212V54H210ZM216 53H217V54H216ZM222 53H223V52H222ZM230 53H228V54H230ZM246 53H245V55H246V56H249V55H247ZM253 53H255V51H253ZM262 53H264V52L262 51ZM64 54H63V55H64ZM70 54H71V53H70ZM98 54H99V55H98ZM101 54H102V55H101ZM108 54H110V53H107V57H108ZM162 54H163V53H162ZM162 54L160 53V55H162ZM164 54H165V53H164ZM235 54H236V53H235ZM255 54H257V52H256ZM258 54H260L259 51H258ZM72 55H73V54H71V56H72ZM76 55H77V54H76ZM210 55H211V57H210ZM237 55H238V57L240 56L239 58H241V56H243V55H241V53H240V54H237ZM260 55H262V54H260ZM69 56H70V55H68L67 58H69ZM77 56H78L77 58H79V57H80V54L77 55ZM100 56H99V61L102 60V59H100V58H102V57H100ZM105 56H106V55H105ZM162 56H164V58L166 57L165 55H162ZM201 56H202V55H201ZM223 56H224V55H223ZM227 56H228V55H227ZM233 56L236 58V55H233ZM72 57H73V56H72ZM75 57H76V56H75ZM75 57H74V58H75ZM81 57H82V56H81ZM194 57L197 58L196 55H195ZM194 57H191V58L193 59ZM213 57H214V56H213ZM219 57H220V56H219ZM221 57H222V56H221ZM221 57H220V58H221ZM228 57H229V56H228ZM231 57H232V55L230 56V58H231ZM234 57L231 58L230 60L234 59ZM238 57H237V58H238ZM249 57H251V56H249ZM249 57H242L241 60L244 59V58H247V59H244V62L247 60L246 64H247V65H248V63L251 64V63H250L251 61L248 59ZM60 58H61V57H60ZM103 58H104V57H103ZM162 58H163V57H162ZM164 58H163V59H164ZM214 58H215V57H214ZM239 58H238V59H239ZM252 58H253V61H254L255 56L252 55L251 59H252ZM70 59H72V58L70 57ZM81 59H82V58H81ZM157 59H158V58H156V60H157ZM166 59H167V58H166ZM216 59H217V57H216ZM223 59H224V61H225V59H226V61H228V62L225 61V63H226V70H227V64H232V63H234L235 61H236V63H239V65H240V62H239L238 59H237V60L234 59L235 61L232 60V63H231V61H230L228 58L223 57ZM255 59H256V58H255ZM61 60H62V58H61ZM63 60H64V59H63ZM76 60L78 61V59H76ZM76 60H74V61H76ZM84 60L81 61V60L79 59V62H80V61L83 62ZM103 60H104V59H103ZM156 60H155V61H156ZM160 60H161V59H159V61H160ZM248 60H249V62H248ZM256 60H257V59H256ZM256 60H255V62H254L255 64L253 63V66L259 63L258 60H257V61H256ZM64 61H65V60H64ZM68 61H69V60H68ZM74 61H73V62H74ZM89 61H90V62H89ZM159 61H156V62H154V63H155V64H156V63H159ZM193 61H196L195 58H194ZM203 61H204V62H203ZM206 61H207V59H206ZM221 61H222V60H221ZM237 61H238V62H237ZM61 62H62V61H61ZM79 62L76 64L77 66H78L79 64H81V63H79ZM166 62H167V61H166ZM188 62H189V61H188ZM209 62H210V63H209ZM212 62H213V61H212ZM242 62H243V61H242ZM256 62H257V63H256ZM261 62H262V61H261ZM261 62H260V63H261ZM64 63H65V62H64ZM64 63L62 62V65H65ZM74 63H75V62H74ZM74 63H73V64H74ZM161 63H162V62H161ZM192 63H193V62H192ZM220 63H222V62H220ZM220 63H218V64H220ZM260 63H259V64H260ZM84 64H85L84 66L81 65V66L84 67V68H81V67L78 66V67L80 68L79 70H80V71L82 70L81 72L88 71L87 69H88L89 67H87V69H86V68H85L86 63H84ZM163 64H165V63H162V65H163ZM216 64H215L214 66H216ZM218 64H217V65H218ZM243 64H244V63H243ZM259 64H258V65H259ZM261 64H263V63H261ZM261 64H260V65H261ZM67 65L70 66L68 63H67ZM89 65H90V64H89ZM159 65H160V64H159ZM167 65H168V64L166 63V67H168ZM198 65H197V66H198ZM220 65H221V64H220ZM73 66H74V65H73ZM91 66H90V68H91ZM163 66H164V65H163ZM203 66H204V65H203ZM214 66H213V67H214ZM229 66H232V65H229ZM241 66H242V65H241ZM256 66H257V65H256ZM149 67H150V68H149ZM155 67H157V65H156ZM166 67H164V68H163V67H160V68H162V70H164ZM169 67H170V66H169ZM208 67H207V68H208ZM218 67H219V65H218ZM218 67H217V66L214 67V70L211 68V69H212L211 71L214 72L215 70H217L216 68H218ZM247 67H248V66H247ZM251 67H252V66H251ZM259 67H260V66H259ZM71 68H73V67L71 66ZM74 68H75V67H74ZM76 68H77V67H76ZM90 68H89V69H90ZM230 68H232V67H230ZM257 68H258V67H257ZM155 69H156V68H154V70H155ZM170 69H171V67H170ZM172 69H173V68H172ZM172 69H171V70H172ZM175 69H176V68H175ZM175 69H174V70H175ZM200 69H201V68H200ZM202 69H206V68H205V67H202ZM219 69H221V68L219 67ZM224 69H225V67H224ZM245 69H246V68H245ZM247 69H248V68H247ZM251 69H252V68H251ZM94 70H95V69H94ZM96 70H97V69H96ZM157 70H158V68H157ZM159 70H161V69H159ZM159 70H158V72H160ZM167 70H168V68H167ZM174 70H172L173 72H172V71H170V72L174 74V72H176L177 69H176L175 71H174ZM184 70H185V69H184ZM184 70H182V71H184ZM206 70H207V69H206ZM206 70H204V71H206ZM208 70L210 71V69H208ZM236 70H237V69H236ZM257 70H258V69H257ZM132 71H133V70H132ZM140 71H141V70L135 71L134 73L137 72V74H134V73H133V74H134V76L137 75L140 79L142 78V79L144 80L145 78H143V77H141V76L138 75V72H140ZM144 71H145V69L143 70V72H144ZM155 71H156V70H155ZM155 71H154V73H155ZM165 71H166V69H165ZM168 71H169V70H168ZM185 71L187 72L188 70H185ZM189 71H190V70H189ZM218 71H219V70H218ZM229 71H230V73H231V76H234V75L236 74V73L234 74V72H232V69L229 70V68H228V72H229ZM253 71H255V69H254ZM72 72H73V71H72ZM97 72H98V71H97ZM119 72H120V73H119ZM158 72H156V73L158 74ZM178 72H179V70H178L175 74H178V75H179L180 72H179V73H178ZM224 72H225V70H224ZM228 72H226V73L228 74ZM248 72H250V71L248 70ZM78 73H79V72H78ZM78 73H77V75H78ZM85 73H86V72H85ZM101 73H102V72H101ZM103 73H104V72H103ZM131 73H132V72H131ZM156 73H155V74H156ZM183 73H184V72H183ZM199 73H201V72H199ZM207 73H208V71H207ZM214 73H215V72H214ZM226 73H225V74H226ZM243 73H244V72H243ZM257 73H258V72H257ZM257 73H256V75H258ZM80 74H81V73H80ZM91 74H93V72H91ZM97 74L99 75V72H98ZM105 74H106V73H104V75H105ZM113 74H114V73H113ZM159 74H160V73H159ZM162 74L164 75V73H162ZM169 74H170V73H169ZM175 74H174V75H175ZM180 74H181V73H180ZM186 74H187V73H185L184 75H186ZM205 74H206V73H205ZM208 74H210V73H208ZM212 74H213V73H212ZM232 74H233V75H232ZM248 74H249V73H248ZM248 74H247V75H248ZM252 74H253V73H252ZM252 74H251V75H252ZM84 75H89V73H88V74H82L81 77H79V78L84 79V77H85ZM98 75H97V76H98ZM108 75H109V74H108ZM108 75H107V77H109ZM145 75H146V76H145ZM147 75H148V76H147ZM170 75H171V74H170ZM170 75H168L167 77H169ZM174 75H173V76H174ZM178 75H177V76H178ZM181 75H182V74H181ZM184 75H183V77H185ZM200 75H201V74H200ZM215 75H217V71H216ZM215 75H213L212 77H213V78H214V77H217V76H215ZM222 75H223V77H222ZM222 75H220V76H221L222 78H224V77H225L224 73H222ZM256 75H255V73L253 74V76H256ZM137 76H136V77H137ZM160 76H161V74H160ZM164 76L166 77V75H164ZM164 76H163V79H165ZM190 76H191V75H190ZM194 76H196V75H194ZM209 76H210V75H209ZM237 76H238V75H237ZM241 76H242V75H241ZM253 76H252V77H253ZM77 77H78V76H77ZM77 77H76V78H77ZM95 77H96V74H95ZM102 77L104 78V76H102ZM105 77H106V76H105ZM123 77H124V76H123ZM167 77H166V78H167ZM175 77H176V75L174 76V79H176ZM187 77H189V75H188ZM229 77H230V75L228 76V78H229ZM234 77H235V76H234ZM249 77H250V76H249ZM259 77H260V76H259ZM259 77H258V78H259ZM79 78H78V80H79ZM98 78H99V77H98ZM109 78H110V77H109ZM109 78H108V79H109ZM151 78H152L151 81H153V79L157 78V75H155V78H154V75H153ZM160 78H161V77H160ZM172 78H173V77H172ZM180 78H182V77H180ZM191 78H194V79H195V77H193V76H192ZM191 78H190V79H191ZM196 78H197V77H196ZM203 78H204V77H202L201 79H203ZM207 78H208V75H207ZM241 78H242V77H241ZM93 79H94V78H93ZM96 79H97V77H96ZM100 79H101V78H100ZM104 79H105V78H104ZM132 79H133V78H132ZM134 79H136V78H134ZM134 79H133V80H134ZM137 79H138V78H137ZM140 79H138V81H140ZM142 79H141V82H139V83H142V85H143L144 83L142 82V81H143ZM158 79H159V78H158ZM184 79H185V78H184ZM187 79H188V78H187ZM210 79H211V78H210ZM214 79H215V78H214ZM214 79H213V80H214ZM237 79H238V77H237ZM250 79H251V78H250ZM250 79L248 78V80H250ZM253 79H254V78H253ZM253 79H252V80H253ZM84 80H86V81H84V82H85L86 85H87V82H88L87 79H84ZM111 80H112V78L109 80L110 83H109V82H107V83L105 82V83H104L103 79H101V80L98 79V81H97V82H99V81H103L102 87L99 88L100 85L98 84V88H99L100 91H101L102 89L106 90L107 92H106V91H105V92L108 94V96H109V94H110V93L108 92V90H110V89L113 88V86L110 87L111 84H112V82L117 81V80H115V81L112 80V82H111ZM130 80H131V78H130ZM159 80H160V79H159ZM170 80H171V79H170ZM170 80H168V81H170ZM178 80H179V76H178ZM192 80H193V79H192ZM197 80H198V81H197V84H198L199 79L197 78ZM203 80L205 81V78H204ZM208 80H209V79H208ZM216 80H217V79H216ZM216 80H215V82H216ZM225 80H228V79L225 77ZM225 80H224V81H225ZM76 81H77V80H76ZM105 81H106V80H105ZM131 81H132V80H131ZM155 81L158 82V80H154V81L151 82V83L154 84V85L156 84V85H155V86H156V89L159 90L160 88H157V87H160V86H157V85H159V83L157 84V83H155ZM165 81H167V80H165ZM168 81H167V82H168ZM172 81H174V80H172ZM175 81H177V80H175ZM179 81H180L181 83H185V84H186V82H184V80H183V81H182V80H179ZM179 81H178V83H180ZM185 81H186V80H185ZM188 81H189V80H188ZM209 81H210V80H209ZM217 81H218V80H217ZM242 81H243V78H242ZM257 81H258V80H257V78H256V81H254V82H257ZM259 81H260V79H259ZM259 81H258V82H259ZM81 82H82V84H84L83 81H81ZM94 82H95V81H94ZM133 82H134V81H133ZM161 82H162V81H161ZM167 82H166V83H167ZM170 82H171V81H170ZM200 82H203V81H200ZM207 82H208V81H207ZM215 82H214V83H215ZM219 82H221V81H218V83H219ZM225 82L227 83V82H229V81H225ZM244 82H245V81H244ZM251 82H252V81H251ZM261 82H263V80H262ZM89 83L92 84V78H91V82H89ZM95 83H96V82H95ZM95 83H94V84H95ZM99 83H100V82H99ZM117 83H118V82H117ZM176 83H177V82H176ZM176 83H175V84H176ZM181 83H180V84H181ZM188 83H189V82H188ZM205 83H206V82H205ZM205 83H204L203 85L207 87V84H205ZM208 83H209V82H208ZM216 83H217V82H216ZM216 83H215V85L217 86L218 83H217V84H216ZM223 83H224V82H223ZM91 84H90V85H91ZM94 84H93V85H94ZM100 84H101V83H100ZM108 84L110 85V86H109L110 89H109V87L107 88ZM113 84H114V83H113ZM121 84H122V80L120 81V85H119V84H118V85H119V86H122ZM128 84H129V82H128ZM131 84H133V83H131ZM160 84H161V83H160ZM162 84H164V83H162ZM171 84H172V83H171ZM194 84L196 85V83H194ZM201 84H202V83H201ZM212 84H213V83H212V80H211V85H212ZM224 84H225V83H224ZM229 84H230V82H229ZM229 84H228V85H229ZM255 84H256V83H255ZM258 84L261 85L260 82H259ZM263 84H264V83H263ZM78 85H79V83H78ZM93 85H92V86H93ZM134 85H135V84H134ZM138 85H139V84H138ZM138 85H137V87H138ZM145 85H149V84L145 82ZM154 85H153V86H154ZM172 85H173V84H172ZM172 85H171V86H172ZM182 85H183V84H182ZM195 85H194V86H195ZM209 85H210V84H209ZM215 85H214V86H215ZM219 85H220V83H219ZM228 85H227V87H228ZM259 85L256 84L255 87H257V86H259ZM92 86H91V87H92ZM131 86H132V85H131ZM135 86H136V85H135ZM163 86H164V85H163ZM169 86H170V85L168 84V87H169ZM175 86H176V85H175ZM194 86H193V87H194ZM196 86H197V85H196ZM225 86H226V85H225ZM251 86H253V85H251ZM263 86H264V85H263ZM132 87H133V86H132ZM132 87H130V84H129L128 88H132ZM165 87H166V85H165ZM165 87H164V88H165ZM173 87H174V86H173ZM191 87H192V86H191ZM202 87H203V86H202ZM230 87H231V84H230ZM234 87H235V86H234ZM255 87L252 88V89H255ZM98 88L96 87L97 90H98ZM114 88H115V85H114ZM117 88H118V87H117ZM125 88H127V87H125ZM134 88H136V87H134ZM139 88H141V87H139ZM152 88H153V87H152ZM182 88H184V87H182ZM188 88H189V85H188ZM196 88H197V87H195V89H196ZM207 88H208V87H207ZM232 88H233V86H232ZM122 89L124 90V92L127 90V89L125 90L124 87H123ZM142 89H143V88H142ZM150 89H151V88H150ZM176 89H177L178 91H180V90H179L180 88L176 87ZM176 89H175V90H176ZM185 89H186V88H185ZM190 89H191V88H190ZM215 89H216V88H215ZM219 89H220V88H219ZM219 89H218V86H217V90H219ZM237 89H238V88H237ZM237 89H236V90H237ZM249 89H250V88H249ZM99 90H98V91H99ZM129 90H130V89H129ZM131 90H132V89H131ZM153 90H154V89H153ZM175 90H174V93L177 91V90H176V91H175ZM210 90H212L211 87H210ZM220 90H221V89H220ZM240 90H242V89H238L236 92L239 94ZM115 91H116V90H115ZM115 91H112V90H111V93L113 94V92H115ZM132 91H134V90H132ZM136 91H137V90H136ZM141 91H143V90H141ZM144 91H145V90H144ZM161 91H162V90H161ZM163 91H165V89H164ZM178 91H177V92H178ZM190 91H191V90H190ZM190 91H187V92L184 91V92L186 93L185 95H187V93L189 94ZM221 91H223V90H221ZM251 91H252V90H251ZM254 91H255V90H254ZM259 91H261V90H259ZM105 92H103V93L105 94ZM129 92H130V94H131V91H128V90H127V92H126V93H127V94H126L127 96H130V95H129ZM207 92H208V91H207ZM210 92H212V91H210ZM224 92H227L226 89H225ZM224 92H223V93H224ZM231 92L234 94V91L231 90ZM236 92H235V93H236ZM247 92H248V91H247ZM256 92H257V91H256ZM147 93H148V92H147ZM182 93H183V91H182ZM182 93L180 92V94H181L180 97L183 98ZM193 93H194V92L192 91V94H193ZM197 93H198V92H197ZM215 93H216V92H215ZM221 93H222V92H220L219 94H221ZM228 93H229V91H228ZM228 93L225 94V96H227ZM241 93H242V92H241ZM241 93H240V94H241ZM259 93H260V92H259ZM98 94H99V93H97V95H96L97 97H96V98H99V97H100V96L98 97ZM100 94H101V93H100ZM144 94H145V93H143L142 95H144ZM151 94H152V93H151ZM159 94H160V93H159ZM162 94H163V93H162ZM166 94H167V91H166ZM166 94L164 93L162 96H164V95L166 96ZM176 94H179V93H175V95H176ZM208 94H209V93H208ZM210 94H212V93H210ZM229 94L231 95V93H229ZM233 94H232V95H233ZM257 94H258V93H257ZM101 95H102L103 98L105 99L106 94H105V95L101 94ZM152 95H153V94H152ZM157 95H158V94H157ZM172 95H173L172 97L175 98V97H174L175 95H174V94H172ZM216 95H217V94H216ZM230 95H229L228 97H230ZM232 95H231V96H232ZM108 96L106 97V99L108 98ZM110 96H111V98H109L110 100L114 99V98H112V95H110ZM134 96H135V95H134ZM153 96H154V95H153ZM176 96H177V95H176ZM191 96H192V95H191ZM207 96H208V95H207ZM207 96H206V97H207ZM209 96H213V95H209ZM209 96H208L207 98H210ZM223 96H224V95H223ZM225 96H224V97H225ZM251 96H252V95H251ZM125 97H126V96H125ZM125 97H124V99L128 98V97H126V98H125ZM132 97H133V96H132ZM140 97H141V96H140ZM142 97H143V96H142ZM156 97H158V96H156ZM156 97H155L156 100L154 101V104L157 103V100L160 101V99H158V98H156ZM180 97H179V95H178V98H180ZM217 97H218V96H217ZM228 97H227V98H228ZM252 97H253V96H252ZM92 98H94V97H92ZM92 98H90V99H92ZM138 98H139V97H138ZM160 98H161V97H160ZM212 98H214V97H212ZM212 98H211V99H212ZM218 98H219V97H218ZM222 98H223V97H222ZM99 99H100V98H99ZM131 99H132V98H131ZM134 99H135V98H134ZM134 99H133V100H134ZM152 99L154 100V97L151 98V96L147 99V101H149V104H150V102L152 101ZM175 99H176V98H175ZM215 99H216V98H215ZM94 100H95V98H94ZM107 100H108V99H107ZM120 100H121V99H120ZM129 100H130V99H129ZM161 100H162V102H163L164 98L161 99ZM176 100H177V99H176ZM219 100H220V98H219ZM223 100H225V99H223ZM95 101L97 102V99H96ZM114 101L116 102L117 100H114ZM123 101H127V99H126V100H121V102H123ZM212 101H213V99H212ZM105 102H107V101H105ZM118 102H119V101H118ZM121 102H119L120 105H121ZM129 102L132 103L133 101H128V102H126V103H128L127 108L130 107V109H131V106H133V105L129 106V105L131 104V103H129ZM152 102H153V101H152ZM152 102H151V104H152ZM186 102H187V101H186ZM223 102H225V101H223ZM126 103L123 102V104H125V106H126ZM159 103H160V102H159ZM183 103H184V102H183ZM206 103H207V102H206ZM208 103H209V101H208ZM211 103H212V102H211ZM109 104H110V103H109ZM109 104H108V105H109ZM147 104H148V103H147ZM175 104H176V103H175ZM175 104H174V106H176ZM187 104H188V103H187ZM218 104H219V103H218ZM221 104H222V101H221V103H220L219 105H221ZM117 105H118V103H117ZM152 105H153V104H152ZM157 105H158V104H157ZM160 105H161V103H160ZM211 105H212V104H211ZM211 105H208V107L211 106ZM233 105H234V108L236 109V107H235L236 104H233ZM118 106H119V105H118ZM121 106H122V105H121ZM121 106H120V107H121ZM125 106H124V107H125ZM128 106H129V107H128ZM150 106H151V105H149V107H150ZM212 106L215 107L214 102H213V105H212ZM212 106H211V107H212ZM221 106L224 107V105H221ZM221 106H218V107H217V108L220 107V109H216V108H213V107H212V108H213L212 111H214V109L217 110V111L219 110L220 114H222V113H223V110H221V108H223V107H221ZM226 106H227V105H226ZM109 107H110V105H109ZM122 107H123V106H122ZM156 107H157V106H156ZM172 107H173V106H172ZM181 107H182V106H181ZM211 107H210V108H211ZM230 107H231V106H230ZM127 108H124V109L127 110ZM152 108H153V106H152ZM152 108H151V109H152ZM173 108L176 109V108H180V107L177 106V107H173ZM183 108H184V106H183ZM185 108H186V107H185ZM228 108H229V107H228ZM116 109H119V108L117 107ZM122 109H123V108H122ZM122 109L119 110L120 112H118V110H117V112L120 113L121 116L124 114V113H123V114L121 113L122 111H124V110H122ZM130 109H128V110L130 111ZM169 109H170V108H169ZM180 109H181V108H180ZM237 109H238V108H237ZM104 110H105V109H104ZM104 110H103V111H104ZM153 110H154V109H153ZM153 110H152V111H153ZM158 110H159V108H158ZM158 110H157V111H158ZM170 110H171V109H170ZM178 110H179V109H178ZM178 110L176 111L175 114L178 113ZM220 110H221L222 112H221ZM233 110H234V109H233ZM253 110H255V109H253ZM103 111H102V112H103ZM107 111H109V110H107ZM107 111H105V112H107ZM111 111H113V110L111 109ZM111 111H109V112H111ZM150 111H151V110H150ZM181 111H183V110H181ZM217 111H216V113H217L216 115H217V117H218L219 112H217ZM227 111H228V110H227ZM230 111H231V110H230ZM230 111H228L227 113H229ZM234 111H235V110H234ZM244 111H245V110H244ZM255 111H256V110H255ZM146 112H147V111H146ZM183 112H185V111H183ZM224 112H225V114L227 115V118H228V119L231 118L230 116L228 117V114L226 113L225 110H224ZM242 112H243V111H242ZM253 112H254V111H253ZM253 112H252V114H253ZM118 113H117V115H118ZM127 113H128V111H127ZM231 113H232V112H231ZM256 113H257V111H256ZM258 113H261V112L259 111ZM258 113H257V114H258ZM110 114H113V112H111ZM120 114H119V115H120ZM146 114H147V113H146ZM153 114H154V113H153ZM179 114H180V113H179ZM232 114H234V112H233ZM102 115H104V113H102ZM132 115H133V114H132ZM150 115H151V114H150ZM211 115H212V114H211ZM216 115H215V118H216ZM222 115L224 116V113H223ZM234 115L237 117L238 114H237V115L234 114ZM253 115H254V114H253ZM255 115H256V114H255ZM111 116H112V115H111ZM113 116H114V115H113ZM139 116H141V113H140ZM139 116H138V117H139ZM178 116H180V115H178ZM178 116H177V117H178ZM232 116H233V115H232ZM235 116H234V117H235ZM249 116H250V115H249ZM249 116H246V119H247V120H248V117H249ZM122 117H123V116H122ZM124 117H125V115H124ZM124 117L122 118L123 121H126L127 119H130L129 117L127 118V116H126L127 119L124 118ZM132 117L134 118V116H132ZM132 117H131V118H132ZM152 117H153V116H152ZM152 117H151V118H152ZM154 117H155V116H154ZM177 117H175V119H177ZM180 117H181V116H180ZM180 117H179V118H180ZM208 117H209V116H208ZM212 117H213V115H212ZM250 117H251V118H249V119H252V116H250ZM259 117H260V119H259ZM259 117H258V119H259L260 121L264 119V117L261 116V114H259ZM261 117H262V119H261ZM114 118H115V117H114ZM116 118H117V117H116ZM151 118L149 119L150 122L152 121ZM215 118H214V119H215ZM219 118H221L220 115H219ZM254 118H257V117H253V119H254ZM142 119H146V117H145V118L142 117ZM164 119H166V116L164 117ZM216 119H218V118H216ZM228 119H227V121H228ZM236 119H237V118H236ZM258 119H256V120L254 119V120L256 121V125L259 124V120H258ZM231 120H232V119H231ZM254 120H252V122H253ZM128 121H129V120H128ZM128 121H127V122H128ZM135 121H136V119H135ZM135 121H134V123H135ZM143 121H144V120H143ZM147 121H148V119H147ZM209 121H210V120H209ZM214 121H215V120H214ZM216 121H217V122H220V120H219V121L216 120ZM221 121H222V120H221ZM232 121H234V120H232ZM235 121H236V120H235ZM127 122H126V124H128ZM130 122H131L130 125H132V122H133V121H130ZM130 122H129V123H130ZM210 122H211V121H210ZM245 122H246V120H245ZM257 122H258V124H257ZM121 123H123V122H121ZM148 123H149V122H148ZM228 123H229V122H228ZM260 123H261V122H260ZM118 124H120V123H118ZM135 124H136V123H135ZM167 124H168V123H167ZM218 124H220V123H218ZM252 124H254V123H252ZM123 125L125 126L124 123H123ZM123 125H122V126L120 125V126H121V127H124ZM133 125H134V124H133ZM139 125H141V124H139ZM146 125H147V124H146ZM151 125H152V122H151ZM184 125H185V124H184ZM210 125H211V124H210ZM220 125H221V124H220ZM220 125H219V126H220ZM229 125L232 126L233 124H229ZM120 126H119V127H120ZM134 126H135V125H134ZM233 126H235V125H233ZM121 127H120V128H121ZM160 127H161V126H160ZM254 127H255V126H254ZM140 128H141V127H139V129H140ZM158 128H159V127L157 126L156 130H157ZM162 128H163V127H162ZM175 128H176V127H175ZM224 128L227 129L228 127H225V126H224ZM145 129H146V128H145ZM159 129H160V128H159ZM177 129H179V128H177ZM177 129H176V130H177ZM188 129H189V128H188ZM229 129H231V128H229ZM146 130H147V129H146ZM227 130H228V129H227ZM227 130H226V131H227ZM147 131H148V130H147ZM226 131H225L224 133H226ZM141 132H142V129H141ZM143 133H144V130H143ZM145 133H146V131H145ZM147 133L150 134L149 132H147ZM180 133H181V132H180ZM184 133H186V132H184ZM182 134H183V133H182ZM216 134L221 135V134H219V132H217ZM155 135H157V134H155ZM162 135H163V134H162ZM187 135H189V134L187 133ZM187 135L185 134L186 137H187ZM190 135H192V134H190ZM253 135H254V134H252V136H253ZM151 136L154 137L153 135H151ZM179 136H180V135H179ZM216 136H217V135H216ZM155 137H156V136H155ZM155 137H154V138H155ZM130 138H131V137H130ZM130 138H129V139H130ZM156 138H158V137H156ZM180 138H181V137H180ZM129 139H128V140H129ZM181 139H182V138H181ZM181 139H180V140H181ZM189 139H190V138H189ZM255 139H256V138H255ZM185 140H186V139H185ZM152 141H153V139H152ZM187 141H188V140H187ZM250 141H251V140H250ZM256 141H258V140H256ZM256 141H255V142H256ZM154 142H155V141H154ZM154 142H153V143H154ZM255 142H254V143H255ZM249 143H250V142H249ZM154 144H156V143H154ZM243 144H244V143H243ZM256 144H258V142H257ZM259 144H260V143H259ZM247 145H249V144L247 143ZM250 147L252 148V146H250ZM250 147L248 146L247 149L250 148ZM254 147H255V146H254ZM194 148H195V147H194ZM242 148H243V146H242ZM244 148H245V147H244ZM252 149H253V148H252ZM189 150H190V149H189ZM194 151H195V150H194ZM188 152H189V151H188ZM188 152H186V153H188ZM184 153H185V152H184ZM160 158H161V157H160ZM163 159H164V158H163ZM163 159H160V160H163ZM184 159H185V157H184ZM187 159H188V158H187ZM260 161H261V160H260ZM260 161H259V163H263V162H264V161H263V162H260ZM251 163H252V160H251ZM251 163H250V165L248 166V168H250V167L253 166V165H254V166H256V165L258 166L257 163H256V165L253 164V163H252L253 165H251ZM254 163H255V162H254ZM247 165H248V164H247ZM258 167H261V164H259ZM258 167H256V169H257ZM243 168H246V167H243ZM248 168H246V169L248 170ZM251 169H252V167H251ZM253 169H254V168H253ZM262 169H263V168H262ZM192 170H193V169H192ZM247 170H246V171H247ZM258 170H259V168L257 169V171H258ZM185 172L187 173V171H185ZM185 172H183V173H185ZM190 172H191V171H190ZM192 172H193V171H192ZM192 172L190 173V174L192 175V177H189V176L187 175V176H188V179H187V180L190 179L189 182L186 181V178H187V177L185 176V183L187 182L186 184H188V183H190V182L192 183L191 178L195 177V175L193 176ZM261 172H262V170H261ZM188 173H189V171H188ZM251 173H255V171H254V172L252 171ZM180 174H181V173H180ZM194 174H195V173H194ZM247 174H248V173H247ZM185 175H186V174H185ZM191 175H190V176H191ZM254 175H256V174H254ZM262 175H264V173H263ZM243 176H244V175H243ZM196 177H197V176H196ZM204 177H205V176H204ZM256 177H258V176H256ZM256 177H255V178H256ZM110 178H111V177H110ZM110 178H108V180H109ZM142 178H143V177H142ZM251 178H252V180H255V179H253L254 177H253L252 175H251V177H250V180H251ZM143 179H144V178H143ZM203 179H205V178H203ZM141 180H142V179H141ZM193 180H194V179H193ZM256 180H258V178H257ZM201 181H202V179H201ZM246 181H247V179H246ZM246 181H245V182H246ZM200 186H201V185H200ZM186 187H187V186H186ZM129 189H131V186H130ZM130 192L132 193L131 190H130ZM233 201H234V200H233ZM251 201H254V200H251ZM235 202H237V201H235ZM235 202H233V203H235ZM238 202H239V199H238ZM252 203H254V202H252ZM252 203H251V204H252ZM234 206H235V205H234ZM237 206H239V205H237ZM243 206H245V205H243ZM258 206H261V205L259 204ZM258 206H257V208H260V207H258ZM220 207H221V206H220ZM246 207H247V206H246ZM236 208H237V207H236ZM243 208H244V207H243ZM249 208H250V207H249ZM253 208H254V207H253ZM257 208H256V209H257ZM251 209H252V206H251ZM256 209H255V210H256ZM260 209L262 210V208H260ZM230 210H231V209H230ZM238 210H239V209H238ZM240 210H243V209L240 208ZM240 210H239V211H240ZM247 210H248V209H247ZM249 210H250V209H249ZM252 210H253V209H252ZM225 211H226V210L223 209V213H222V210H221L220 213H221V214H225V213H224ZM228 211H229V210H228ZM234 211H235V210H234ZM256 211H257V210H256ZM263 211H264V210H263ZM247 212H248V215H250V212H249V211H247ZM241 213H242V212H241ZM243 213H245V210H244ZM243 213H242V217H243V215H244ZM251 213H253V212L251 211ZM227 214H228V213L226 212V215H227ZM245 214H246V213H245ZM255 214H256V213H255ZM230 215H231V213H230ZM239 215H240V214H239ZM262 215H263V214H262ZM220 217H222V215H221ZM225 217H226V216H224V218H225ZM229 217H230V216L228 215V218H229ZM232 217H234V216H232ZM235 217H237V219H238L239 216H236V215H235ZM252 217L254 218V214H253ZM263 217H264V215H263ZM256 218H257V215H256ZM256 218H254V219H256ZM225 219L227 220V218H225ZM240 219H241V218H239V220H240ZM254 219H253L252 221L249 220V219H245V220H249V221H251V222L253 223L254 221H257V220H254ZM133 220H134V219H133ZM229 220H231V219H229ZM251 222H250V223H251ZM226 223H228V225H229V224H231L232 222H231V223H230V222H226ZM226 223H225V224H226ZM255 223H256V222H255ZM255 223H254V224H255ZM263 223H264V222H263ZM236 224H237V223H236ZM231 225H232V224H231ZM234 225H235V222H234ZM237 225H238V224H237ZM252 225H253V224H252ZM252 225H251V226H252ZM263 225H264V224H263ZM263 225H261V226H263ZM239 226H240V225H239ZM244 226H245V225H244ZM244 226H243V228H245ZM246 226H247V228L249 229V227H250L249 224L246 225ZM248 226H249V227H248ZM255 226H257V228H258L259 225H255ZM234 227H235V226H234ZM252 227H253V226H252ZM222 228H223V227H222ZM243 228H242L241 230H243ZM254 228H255V227H253V229H254ZM257 228H255V229H257ZM262 228H264V226H263ZM223 229H225V228H223ZM232 229H233V228H232ZM232 229H231V231H232ZM251 229H252V228H251ZM255 229H254V230H255ZM259 229H261V228H259ZM254 230H253V232H254ZM224 231H225V230H224ZM227 231H228V230H227V228H226V231H225V232H227ZM236 231H237V229H236ZM243 231H244V230H243ZM243 231H242V232H243ZM245 231H246V230H245ZM242 232H240V233L237 232V233H239V237L233 235V236H234L233 239H236V241H237V242L232 241V242H234V244L237 243L236 245H233L234 247H235V246H239V245H238V244H240L239 242L242 243L244 240L246 241V237H245V234H244L245 232H243V233H242ZM249 232H251V230H249ZM259 232H260V231H258L257 233H256V232H254V233L257 235V234H259ZM163 233H165V232H163ZM232 233L234 234V232H232ZM237 233H236V234H237ZM247 233H248V232H247ZM260 233H261V234H262V233L264 234V232H260ZM159 234H160V233H159ZM240 234H244V236L242 237V235L240 236ZM248 234H249V233H248ZM255 234L253 235V237L255 236L254 239H253V238H251V239L248 238V235H247V238H248L250 244H251V242H253L254 240H257L256 238L259 237V236L256 237ZM261 234H260V236H261ZM171 235H172V234L170 233V236H171ZM249 235H251V233H250ZM158 236H160V235H158ZM158 236H157V237H158ZM165 236H166V235H164V237H165ZM167 236H168V235H167ZM172 236H173V235H172ZM262 236H263V235H262ZM147 237H148V236H147ZM157 237H156V239H157ZM162 237H163V236H162ZM168 237H169V236H168ZM250 237H252V236H250ZM150 239H151V238H150ZM153 239H154V238H152V240H153ZM156 239L153 240V241H156ZM165 239H166V238H165ZM167 239H171V238H167ZM252 239H253V241H251ZM262 239H264V238L262 237ZM157 240H158V239H157ZM163 240H164V239H163ZM259 240H261V238H260ZM259 240L256 241L257 244H258ZM166 241H167V240H166ZM166 241H165V242H166ZM245 241H244V242H245ZM263 241H264V240H263ZM263 241H261V243H264ZM159 242H160V241H159ZM167 242H168V241H167ZM256 242H254V243H256ZM168 243H169V242H168ZM254 243L251 244V245L254 246ZM244 244H245V243H244ZM242 245H243V244H242ZM255 245H256V244H255ZM191 246H192V245H191ZM191 246H190V248H191ZM256 246H257V245H256ZM256 246L253 247V249L256 250ZM261 246H262V247H261ZM263 246H264V245H260V247L258 246V247L260 248L261 251H262ZM184 247H185V246H184ZM234 247H233V248H234ZM243 247H244V246H242V248H241L242 250H244ZM248 247H250V246L248 245ZM258 247H257V251H256V252L259 251V250H258ZM166 248H167V247H166ZM245 248H246V247H245ZM185 249H186V250L184 251V250H183V246H182V250L184 251V253L188 252L189 249H188L187 247H186ZM194 249H196V248H194ZM235 249H237V248H234L233 251H235V253H236V250H235ZM248 249H249V248H248ZM231 250H232V248H231ZM231 250H230V252H233V251H231ZM237 250L241 253L240 249H237ZM263 250H264V248H263ZM190 251H191V250H190ZM190 251H189V252H190ZM244 251H245V250H244ZM248 251H249V250H248ZM248 251H247V252H248ZM251 251H252V249H251ZM251 251H250L249 253H251ZM228 252H229V251H228ZM184 253H183V254H184ZM225 253H226V252H225ZM235 253H232V254H235ZM242 253H245V254H246V252H242ZM259 253L261 254L260 251H259ZM262 253H263V252H262ZM232 254H231V255H232ZM253 254H255V252L249 254V258L247 257L248 260H247V259L244 260V258L242 257V258H243V261H244V262H242V263H245V261L248 262L249 260H252V259L255 260L253 257H256V256H253ZM235 255H236V254H235ZM243 255H244V254H241V256H243ZM255 255H256V254H255ZM261 255H262V254H261ZM206 256L208 257L209 255H205V257H204L203 254H202V258H203V259L201 258V260H204V259H205V262H207L206 259L208 260V258H207ZM247 256H248V254H247ZM252 256H253V257H252ZM226 257H228V258L230 257L228 253L225 255L224 258L227 259ZM244 257H245V255H244ZM250 257H252V258H250ZM259 257H260V255L258 256V254H257V258H258L257 263H258V264H264V254L260 257V259H259ZM209 258H211V257L209 256ZM230 258H233V259H234L235 257L233 256V257H230ZM230 258H229V260H231V261L234 262L235 259L232 260V259H230ZM257 258H256V260H257ZM212 259H213V257H212ZM212 259H210L209 261H211ZM222 259H223V258H222ZM213 260H214V259H213ZM218 260H220V259H218ZM209 261H208V262H209ZM216 261H217V260H215L213 263H211V262H212V261H211L210 263H211V264H215ZM224 261H226V260L223 259V261H221V263H225ZM235 261H236V260H235ZM205 262L202 261L203 264H206ZM219 262H220V261H218V263H219ZM210 263H208V264H210ZM218 263H217V264H218ZM221 263H219V264H221ZM249 263H250V261H249ZM249 263H248V264H249ZM251 263L254 264V261L251 262ZM245 264H247V263H245Z\"/></svg>",
	"mask_w": 264,
	"mask_h": 264
}]
</instances>
